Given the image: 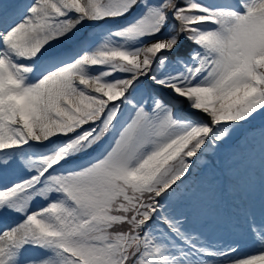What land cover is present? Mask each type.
<instances>
[{
  "label": "snow or ice",
  "instance_id": "1",
  "mask_svg": "<svg viewBox=\"0 0 264 264\" xmlns=\"http://www.w3.org/2000/svg\"><path fill=\"white\" fill-rule=\"evenodd\" d=\"M257 117L264 0H0V264H264Z\"/></svg>",
  "mask_w": 264,
  "mask_h": 264
},
{
  "label": "rangeland",
  "instance_id": "2",
  "mask_svg": "<svg viewBox=\"0 0 264 264\" xmlns=\"http://www.w3.org/2000/svg\"><path fill=\"white\" fill-rule=\"evenodd\" d=\"M262 123H264V121L261 120L260 117H257V119L255 121H253V127H259ZM204 161L201 160L200 161V164H203ZM257 170H258V162H257ZM257 179H258V176H257ZM257 219L259 220V212L257 210ZM199 226V225H197ZM205 236L208 238L209 241L211 242H214V243H221L222 240H224L223 237H218L216 238V236L212 235V234H208V233H205ZM253 246H256L254 243H251V242H245L243 247H242V251H244V249H247L249 247H253Z\"/></svg>",
  "mask_w": 264,
  "mask_h": 264
},
{
  "label": "bare ground",
  "instance_id": "3",
  "mask_svg": "<svg viewBox=\"0 0 264 264\" xmlns=\"http://www.w3.org/2000/svg\"><path fill=\"white\" fill-rule=\"evenodd\" d=\"M205 233L212 234V235L216 236V238H218V237L221 236V237L224 238V240H226V239L229 238V237H228L223 231H221V230L207 229V230H205ZM224 240H222L221 243H223ZM255 249H256V246H253V247H249V248H247V249H244V251H242V252H252V251H255Z\"/></svg>",
  "mask_w": 264,
  "mask_h": 264
}]
</instances>
